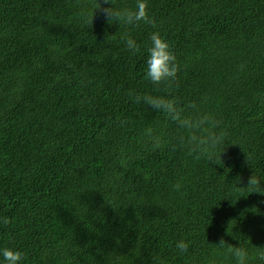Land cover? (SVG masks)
I'll return each instance as SVG.
<instances>
[{
  "label": "trees",
  "instance_id": "1",
  "mask_svg": "<svg viewBox=\"0 0 264 264\" xmlns=\"http://www.w3.org/2000/svg\"><path fill=\"white\" fill-rule=\"evenodd\" d=\"M147 2L155 28L100 11L86 24L87 0H0V249L22 264H233L213 248L221 237L264 248V195L237 189L264 182V0ZM154 31L181 67L167 90L145 78ZM165 91L217 116L222 160L189 155L163 114L134 102Z\"/></svg>",
  "mask_w": 264,
  "mask_h": 264
},
{
  "label": "clouds",
  "instance_id": "2",
  "mask_svg": "<svg viewBox=\"0 0 264 264\" xmlns=\"http://www.w3.org/2000/svg\"><path fill=\"white\" fill-rule=\"evenodd\" d=\"M103 5L110 6L104 7ZM79 7L78 15L86 24L93 25L97 11H100L109 24L118 23L120 27H139L143 22L146 25L156 27L155 19L149 15L147 0H136L135 7H118L114 0H103V3H101V0H87L86 4H81ZM125 37L127 49L133 54L138 53L140 45L136 40L127 34H125ZM149 39L151 46L147 49L148 58L145 78L157 89L161 87L166 90L170 89L177 81L178 73L181 71L177 56L170 43L159 31L152 32ZM134 102L137 104L142 102L155 112L163 114L165 120L175 126L189 155L211 163L222 160V154L226 149L222 146L225 144L227 134L222 130L221 121L214 113L202 110L196 102L183 104L168 91H165L162 95H136ZM144 136L153 147L162 146V138L154 128L148 127L144 131ZM180 188L181 183L177 182L174 189L179 191ZM237 189L264 195V182L253 174L248 179L246 188L237 186ZM2 222L4 225H8L11 221L4 218ZM230 224L227 229L229 234H231ZM189 248L190 242L184 239L176 243V249L181 254L187 253ZM213 248L223 258H229L233 264H254V262L264 264V248H260L253 255L248 247L240 243L239 246H234L223 237L218 243L213 244ZM0 256L3 257L6 264H22L25 259L24 253L11 247L0 249ZM207 264H216V261L211 260Z\"/></svg>",
  "mask_w": 264,
  "mask_h": 264
}]
</instances>
